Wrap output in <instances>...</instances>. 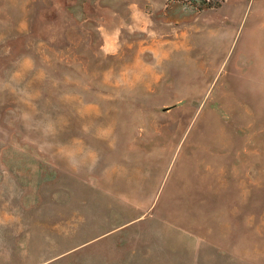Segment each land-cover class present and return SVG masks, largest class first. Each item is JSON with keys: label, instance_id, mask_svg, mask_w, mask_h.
<instances>
[{"label": "rangeland", "instance_id": "374dc122", "mask_svg": "<svg viewBox=\"0 0 264 264\" xmlns=\"http://www.w3.org/2000/svg\"><path fill=\"white\" fill-rule=\"evenodd\" d=\"M0 264H264V0H0Z\"/></svg>", "mask_w": 264, "mask_h": 264}, {"label": "crops", "instance_id": "0c3cea01", "mask_svg": "<svg viewBox=\"0 0 264 264\" xmlns=\"http://www.w3.org/2000/svg\"><path fill=\"white\" fill-rule=\"evenodd\" d=\"M135 7H137V9H139V7H138V5H137V4H135Z\"/></svg>", "mask_w": 264, "mask_h": 264}]
</instances>
